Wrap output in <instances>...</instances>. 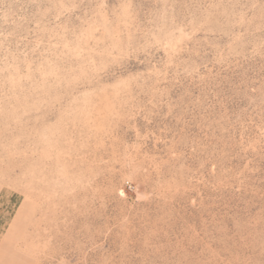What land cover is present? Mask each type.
I'll use <instances>...</instances> for the list:
<instances>
[{"label": "rangeland", "instance_id": "374dc122", "mask_svg": "<svg viewBox=\"0 0 264 264\" xmlns=\"http://www.w3.org/2000/svg\"><path fill=\"white\" fill-rule=\"evenodd\" d=\"M0 264H264V0H0Z\"/></svg>", "mask_w": 264, "mask_h": 264}]
</instances>
